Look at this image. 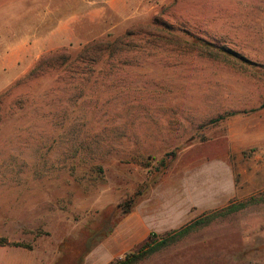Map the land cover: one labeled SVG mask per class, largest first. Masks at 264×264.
Masks as SVG:
<instances>
[{"label": "rangeland", "instance_id": "1", "mask_svg": "<svg viewBox=\"0 0 264 264\" xmlns=\"http://www.w3.org/2000/svg\"><path fill=\"white\" fill-rule=\"evenodd\" d=\"M251 199L139 264H264V0H0V264H109Z\"/></svg>", "mask_w": 264, "mask_h": 264}, {"label": "trees", "instance_id": "2", "mask_svg": "<svg viewBox=\"0 0 264 264\" xmlns=\"http://www.w3.org/2000/svg\"><path fill=\"white\" fill-rule=\"evenodd\" d=\"M117 42V40L100 39L90 43V45L88 44L84 46L80 53L76 55L68 54L64 57L65 59L71 58L73 61H80L82 64H85L86 66L80 67L79 70L85 71V73H87L86 69L90 70L92 68H99L101 66L105 57L104 51H109ZM42 60L46 59L44 58ZM140 196L141 193L136 192L124 202L118 204V209L123 215L129 214L138 202ZM255 203H257V200L251 199L246 203L240 202L229 204L228 206L210 214H206L201 218L180 227L179 229L170 231L163 235L152 233L139 248L125 253L122 257L114 259L109 264H139L159 251L187 237L191 233L209 225L215 220L225 218L244 209L246 206ZM92 239L93 238H90L89 240L91 241ZM5 244H7L6 241L0 240V245ZM12 245L16 247H22V245L18 243H14Z\"/></svg>", "mask_w": 264, "mask_h": 264}]
</instances>
